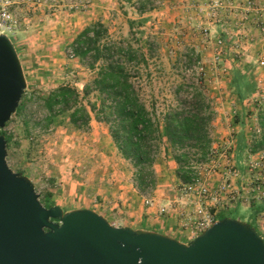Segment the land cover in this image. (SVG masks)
<instances>
[{"label": "rangeland", "instance_id": "1", "mask_svg": "<svg viewBox=\"0 0 264 264\" xmlns=\"http://www.w3.org/2000/svg\"><path fill=\"white\" fill-rule=\"evenodd\" d=\"M187 1L183 4L189 22H178L177 0H16L12 42L27 88L0 135L11 139L9 168L33 182L45 207L58 206L65 214L89 209L115 227H148L146 223L159 220V204L194 203L185 198V190L207 186L212 189L206 201L210 210L251 225L264 239V150L249 152L252 140L261 133L264 25L248 17L249 0H221L220 9L212 6L213 0ZM141 3L146 5L143 14L136 11ZM250 23L251 31L262 36L249 37L246 24ZM98 25L106 33L101 46H132L147 56V64L141 60L131 75L159 120L192 100L193 83L210 99L215 154L197 165L192 184L178 180V165L162 136L157 142L155 176L142 186L133 162L118 152L109 124L91 111L95 93L83 99L91 113L88 125H74L62 108L48 120L44 101L53 90L70 85L82 93L95 78L101 61L93 69L90 58H71L70 53L75 40ZM215 27L228 35L219 37ZM225 184L230 188L222 191ZM146 199L154 200L153 208L145 205ZM175 236L186 240L180 232Z\"/></svg>", "mask_w": 264, "mask_h": 264}, {"label": "water", "instance_id": "2", "mask_svg": "<svg viewBox=\"0 0 264 264\" xmlns=\"http://www.w3.org/2000/svg\"><path fill=\"white\" fill-rule=\"evenodd\" d=\"M27 81L13 42L0 35V129L17 112ZM0 135V264H264V239L226 218L189 244L115 227L98 213L45 207L33 182L7 163Z\"/></svg>", "mask_w": 264, "mask_h": 264}, {"label": "trees", "instance_id": "3", "mask_svg": "<svg viewBox=\"0 0 264 264\" xmlns=\"http://www.w3.org/2000/svg\"><path fill=\"white\" fill-rule=\"evenodd\" d=\"M137 9L143 14L145 3ZM105 34L102 25H98L85 30L75 40V55L82 59L90 58L93 69L98 61H101V66L82 93L70 85H61L47 96L44 104L48 120L52 121L58 113L56 109L62 108V112L70 113L69 118L74 125H88L91 113L83 99L95 93L96 103H89L91 111H97L98 119L109 124L118 152L124 159L133 162L142 186H148L155 176L153 168L159 150L157 142L162 136L166 138L167 153L172 152L178 165V180L184 185L192 184L198 176L197 165L209 159L211 154L209 128L215 114L210 99L202 87L193 83L192 100L183 101V109H171L159 120L142 99L131 75V70L138 68L141 60L147 64V56L132 46L115 43L110 47L101 46ZM258 119L261 133L252 140L250 153L264 150V107ZM6 139L10 144L11 139ZM226 218L228 216H223L221 220Z\"/></svg>", "mask_w": 264, "mask_h": 264}, {"label": "built area", "instance_id": "4", "mask_svg": "<svg viewBox=\"0 0 264 264\" xmlns=\"http://www.w3.org/2000/svg\"><path fill=\"white\" fill-rule=\"evenodd\" d=\"M17 3L16 0H0V35H6L11 41L15 34V26L12 20L13 8ZM255 3L256 2L249 0L247 3L248 9H254ZM212 6L220 9L222 7V1L213 0ZM213 15H217V13L214 12ZM75 56V53L71 51L70 57L74 58ZM261 66L264 68V58L261 61ZM213 154H215L214 150L211 151V155ZM234 174L236 175L237 172L234 171ZM229 188L230 185L227 186L225 184L222 187V191H226ZM211 191L212 189L207 186L198 188L196 185L186 189L183 195L185 198H192L190 200L194 203L183 204L177 203V201H169L167 204L160 205L157 209L159 220L164 221L166 219L174 218V220L179 223L181 232H188L196 238L198 235H201L204 231L220 221L221 214L218 211L213 212L210 210L206 202L212 196ZM235 198L236 196H233V199ZM145 205L148 208H153L155 205L154 200L146 199Z\"/></svg>", "mask_w": 264, "mask_h": 264}, {"label": "crops", "instance_id": "5", "mask_svg": "<svg viewBox=\"0 0 264 264\" xmlns=\"http://www.w3.org/2000/svg\"><path fill=\"white\" fill-rule=\"evenodd\" d=\"M177 1L178 2L175 3L177 7L174 8V13L176 14V17L178 18V22H181V21L182 22H187V21L189 22V17H188L189 14L187 13L188 12L187 6L185 4H183L184 2H188V1L187 0H177ZM257 1L259 3H255V8L252 9V13H250L248 17L251 18L252 23H258V24L263 23V25H264V0H257ZM244 7H246V6H244ZM136 11H137V13H139L138 9H136ZM237 11L241 12V10H237ZM241 16H242V13H241V15H236L235 17H241ZM207 25H209V23H207ZM246 25L248 26L247 30L249 31V34H248L249 37L251 36L253 38L255 34H256V36H262L260 33H259V35H257V33H255L254 31H251L252 30L251 23L246 24ZM209 28H212V27H209ZM215 29L219 30V31H216L218 33L219 37H225V35H228L227 32H223L221 29H217V27H215ZM246 47L253 48L254 44H248ZM163 141L166 142V138H163ZM159 205H162V204H159ZM223 216H227V215L223 214L222 217ZM221 218H220V220H221ZM146 224L149 226L148 227L147 226L146 227H137V228L129 226V228H131L133 230H144V231H150V232H157V233L163 234L165 236H169L171 238H174V239H176V240H178L184 244H189L192 240L195 239V237H193L192 234H190L188 232H181V230L179 228V226H180L179 223L176 220L173 221V219H166L164 221L156 219V222H154V223L148 222ZM176 232H180V234H185L184 239H186V240L189 239V242H187L186 240L184 241L183 239L181 240L179 237H176L175 236Z\"/></svg>", "mask_w": 264, "mask_h": 264}]
</instances>
